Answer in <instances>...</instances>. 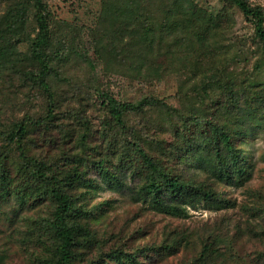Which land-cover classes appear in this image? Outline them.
I'll use <instances>...</instances> for the list:
<instances>
[{"label":"trees","instance_id":"trees-1","mask_svg":"<svg viewBox=\"0 0 264 264\" xmlns=\"http://www.w3.org/2000/svg\"><path fill=\"white\" fill-rule=\"evenodd\" d=\"M98 1L95 22L73 29L75 46L72 25L43 0H0V217L10 231L1 251L18 241L30 264H245L251 243L261 250L250 264H264V188L249 187L251 160L239 147L264 132V7ZM234 11L252 24L249 47L227 36ZM98 65L147 85L174 77L178 104L117 99ZM81 89L99 114L80 109ZM231 187L246 200L230 198ZM101 190L165 223L146 244L135 220L99 226L110 204L93 203ZM200 208L238 209L239 219L227 232L188 222Z\"/></svg>","mask_w":264,"mask_h":264},{"label":"rangeland","instance_id":"rangeland-1","mask_svg":"<svg viewBox=\"0 0 264 264\" xmlns=\"http://www.w3.org/2000/svg\"><path fill=\"white\" fill-rule=\"evenodd\" d=\"M44 4L48 6L49 10L59 19H62L69 24L72 28L69 29V34L75 46L78 43L76 30L79 26H90L95 22L96 15L99 12L101 5L98 0H43ZM200 4L215 13H219L226 7L222 0H200ZM252 3L264 7V0H252ZM236 24L227 32V36L234 41H237L240 45L249 47L251 45V38L253 34L252 24L247 22L242 14L238 11L232 13ZM76 30H73V29ZM60 44V42H58ZM243 47V48H246ZM92 61H96V57L93 52L89 55ZM100 79L104 84V88L108 89L117 99L124 101L134 100L139 98L143 94H153L160 99L167 101L170 104L177 105V99L175 97L177 90V82L174 77L167 78L160 84L147 85L140 83L139 81L124 79L121 76L102 73L101 65H98ZM264 79V76H263ZM95 95L93 92L81 89L77 93V102L81 110H88L97 115L100 113L99 106H93ZM239 147L249 156L252 165V178L249 182V187H262L264 188V132H258L251 137L245 139L239 144ZM229 197L233 200H238L241 203L246 200L245 189L241 187H231L228 189ZM108 201L109 206L105 208L106 215L99 221V226L105 227L108 225H114L121 228L125 225V221L131 222L132 220L142 226V231L138 235L137 242L140 244H146L150 242L156 231H159L162 225L165 223L159 215L149 213H138V205L132 202L129 196L121 194L119 192H112L108 190L98 191L93 196V203H100ZM14 204V205H13ZM12 206H4V209L8 213L14 210V206L19 205L13 202ZM26 214L29 211H24ZM31 213V212H30ZM193 217L188 219V222L197 223L199 226L219 228L227 232L230 228L237 224L238 215L240 210L230 209L223 211L208 210L200 208L197 211H191ZM32 220H37L36 214L28 215L23 219V229L29 228L33 224ZM27 226V227H26ZM137 228V225L133 227V230ZM10 231L5 224V221L0 217V257H2L4 264H30V259L23 248L20 247L18 241H12L14 247H12L9 254L5 255L1 250L3 248L2 238L8 236ZM141 235V237H140ZM137 234L135 235V237ZM6 242V241H5ZM7 244V243H6ZM244 248L246 256H244L245 264H250L255 254L260 252V247L251 243H245ZM29 246V245H28ZM172 263V261H170Z\"/></svg>","mask_w":264,"mask_h":264}]
</instances>
